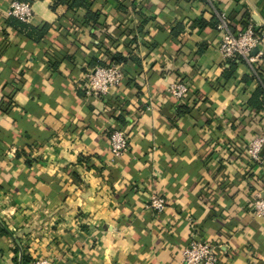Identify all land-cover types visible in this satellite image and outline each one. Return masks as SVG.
<instances>
[{
  "label": "crops",
  "instance_id": "0c3cea01",
  "mask_svg": "<svg viewBox=\"0 0 264 264\" xmlns=\"http://www.w3.org/2000/svg\"><path fill=\"white\" fill-rule=\"evenodd\" d=\"M14 1L0 0V264L18 244L32 264H184L192 242L225 245L219 264H264V164L246 155L264 128L249 105L264 88V0H94L92 18L22 1L31 24L6 15ZM221 19L258 29L254 73L224 60ZM118 54L120 87L87 94L93 60ZM181 80L179 101L167 87ZM120 130L131 144L114 160ZM155 194L163 213L147 208Z\"/></svg>",
  "mask_w": 264,
  "mask_h": 264
},
{
  "label": "built area",
  "instance_id": "2783aa9c",
  "mask_svg": "<svg viewBox=\"0 0 264 264\" xmlns=\"http://www.w3.org/2000/svg\"><path fill=\"white\" fill-rule=\"evenodd\" d=\"M7 16L17 18L22 23L31 24L34 18L33 6L29 2L14 1L6 10ZM221 35L220 52L225 61L243 60L253 71L259 63L263 40L258 36V29L249 24L242 31L233 33L229 30L228 24L221 19L218 25ZM259 48L256 56L253 51ZM127 73L123 64H112L108 66L97 65L86 75L87 94L95 96H106L112 90L120 87ZM190 84L181 80L170 84L167 92L177 100L186 98L190 92ZM130 136L123 130L114 132L110 137V151L114 160L122 158L130 148ZM264 128L247 146L246 155L252 165L264 164ZM147 208L163 213L167 208L166 199L161 195H153ZM254 214L264 219V194H257L253 202ZM225 250V245L213 244L210 242H192L183 250L184 264H219V255ZM33 264H50L48 260H38Z\"/></svg>",
  "mask_w": 264,
  "mask_h": 264
},
{
  "label": "trees",
  "instance_id": "16d2710c",
  "mask_svg": "<svg viewBox=\"0 0 264 264\" xmlns=\"http://www.w3.org/2000/svg\"><path fill=\"white\" fill-rule=\"evenodd\" d=\"M17 1L22 2V1H27V0H17ZM61 1H62V3H64V2L68 3L69 8L74 9V10H77L80 7H85L87 9L86 16L89 18H92V16H98L97 13H93L90 10V5L94 0H66V1L61 0ZM258 36H259V34H258ZM129 59L130 58H124L118 54V55L113 56V58L111 59V62L109 64H107L106 62H102L101 60H93L92 63H93L94 67L97 65L108 66V65H112L114 63H116V64H119L122 62L125 63ZM234 68H235V66H232V64H231V69H234ZM249 105L256 112L264 111V88L262 86H259L258 90L254 93L251 100L249 101ZM187 111H188L187 106H183L179 109L180 114H184ZM122 120H124V119H122ZM0 233L2 235H6L9 232L5 229V227L0 226ZM20 248H21V246H19V244H18V246L15 249V258H14L15 264H32V258L30 257L29 254L25 253L24 247H23V253H20V250H19Z\"/></svg>",
  "mask_w": 264,
  "mask_h": 264
},
{
  "label": "water",
  "instance_id": "95a60500",
  "mask_svg": "<svg viewBox=\"0 0 264 264\" xmlns=\"http://www.w3.org/2000/svg\"><path fill=\"white\" fill-rule=\"evenodd\" d=\"M259 52V48H256L254 51H253V55L256 56Z\"/></svg>",
  "mask_w": 264,
  "mask_h": 264
}]
</instances>
